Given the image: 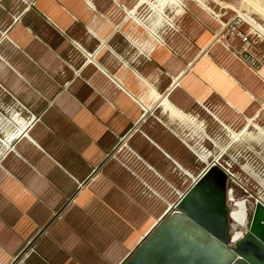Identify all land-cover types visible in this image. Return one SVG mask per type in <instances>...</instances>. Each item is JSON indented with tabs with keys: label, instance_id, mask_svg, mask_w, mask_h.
I'll list each match as a JSON object with an SVG mask.
<instances>
[{
	"label": "rangeland",
	"instance_id": "rangeland-1",
	"mask_svg": "<svg viewBox=\"0 0 264 264\" xmlns=\"http://www.w3.org/2000/svg\"><path fill=\"white\" fill-rule=\"evenodd\" d=\"M108 1L88 0L98 6L113 4L115 20L124 21L118 29L124 40H118L119 47L123 42L128 46L118 54L124 53L130 71L141 70V87L148 92L156 83L162 92L156 91L150 109L129 127L127 138L121 141L123 135H115L109 143L101 136L87 158L89 149H81L74 136L40 135L47 149L39 158H23L14 149L16 139L6 148L2 144L0 167L8 150L18 161L16 173L0 180V196L14 205L5 206L13 216L2 225L4 231L30 236L16 264H118L153 225L176 209L182 194L208 167L224 175L232 200L247 198L249 219L243 231L255 199L264 203V92L238 112L213 95L196 102L180 85L185 72L195 75L192 69L209 57L257 79L264 66V36L250 21L264 29V0ZM167 55L174 58L171 71ZM171 82L178 89L172 94ZM152 98L147 93V99ZM9 101L13 107L6 106ZM25 101V93H10L0 80L2 123L15 118L17 126L36 121L40 108H28ZM166 102L179 114H172ZM6 136L0 131V140ZM17 214L29 217L24 222ZM1 255L0 262H9Z\"/></svg>",
	"mask_w": 264,
	"mask_h": 264
},
{
	"label": "crops",
	"instance_id": "crops-1",
	"mask_svg": "<svg viewBox=\"0 0 264 264\" xmlns=\"http://www.w3.org/2000/svg\"><path fill=\"white\" fill-rule=\"evenodd\" d=\"M98 4H89L88 0H0V80L5 82L10 93H25L28 108H40L36 112L38 118L30 123L26 120L17 126L15 117L14 122L0 121L5 127L0 131L7 135L0 140V147L10 135H14L8 139V144L16 139L14 149L21 152L23 158L32 154L39 158L47 149L41 144L43 136L40 135L74 136L81 143V149L90 150L85 153L87 158L101 136L109 143L114 141L115 135H123L121 141L127 138L129 127L144 118L150 109V101L161 94L156 83L148 92L145 86L141 87V70L137 73L129 70L124 53L121 56L117 51L128 48L127 43L123 42L119 47L118 42L124 41L118 37V29L124 26V21L115 20L112 3ZM256 25L264 33V29ZM154 52L161 65L159 52ZM165 57L171 71L174 58ZM192 70L195 75L185 72V80L180 85L196 98V102L213 95L241 112L253 103L255 96L264 92V66L254 80L243 76L238 68H227L211 57L202 59L195 71ZM172 82L168 89L171 94L177 89ZM35 93L39 94L38 99H35ZM147 93L153 98L147 99ZM6 106L13 107V104L9 101ZM165 107L178 115L179 111L168 102ZM141 109L145 110L142 114ZM251 120L248 118L247 121ZM8 146L6 144L5 148ZM60 147L58 145V150ZM12 154L8 150L3 156L5 161L0 167V180L16 173L13 167L18 161ZM11 205L1 194L0 254L2 259H10L5 264L17 263L30 237L24 231H4L3 221L13 216L6 208ZM17 215L22 216L24 222L29 217L28 214Z\"/></svg>",
	"mask_w": 264,
	"mask_h": 264
},
{
	"label": "water",
	"instance_id": "water-1",
	"mask_svg": "<svg viewBox=\"0 0 264 264\" xmlns=\"http://www.w3.org/2000/svg\"><path fill=\"white\" fill-rule=\"evenodd\" d=\"M206 172L222 192L209 190ZM224 179L210 167L201 172L176 202L182 207L154 225L118 264H264V203L255 199L244 237L231 245Z\"/></svg>",
	"mask_w": 264,
	"mask_h": 264
},
{
	"label": "bare ground",
	"instance_id": "bare-ground-1",
	"mask_svg": "<svg viewBox=\"0 0 264 264\" xmlns=\"http://www.w3.org/2000/svg\"><path fill=\"white\" fill-rule=\"evenodd\" d=\"M251 22V23H250ZM249 23L251 24V26L255 29V30H257L259 33H261L263 36H264V33H263V31L261 30V28L259 27V26H257L255 23H253L252 21H250ZM167 108V107H166ZM171 109V108H170ZM145 111V110H144ZM172 112V111H171ZM177 114H179V113H177ZM14 135H10V137L8 138V139H11L12 137H13ZM8 139L7 140H5V146H6V144L8 145ZM204 177H205V182L207 181V184H209V190H211V191H213V192H215V190L216 189H218V190H220L221 192H222V188H221V185L220 184H218L215 180H214V175L213 174H211V172H206V174L204 175ZM206 184V183H205ZM232 191H228V199H227V201H229V200H232ZM182 197V196H181ZM180 197V198H181ZM243 199H246L247 200V198H243ZM229 202H232V201H229ZM233 203H235V201H233ZM245 203V202H244ZM244 203H243V205H242V209H241V207H240V209H241V212H243V213H238V211H237V213H233V212H235V210H230L229 209V207H228V204H227V212H229V211H231V213H230V215H229V219L230 220H233V219H235V217H234V215H236L237 214V217H239L240 215L241 216H243V220L244 219H246V214H245V210H244V208H243V206H244ZM178 207H182V204L181 203H178V205H176V209H178ZM162 219V218H161ZM155 224V223H154ZM245 225V222L243 223V225H241V226H244ZM154 226V225H153ZM152 229V228H151ZM150 229V230H151ZM149 230V231H150ZM148 231V232H149ZM228 232H229V225H228ZM241 234V233H240ZM244 235H245V231H244V233L242 234V236L240 237V238H236V239H232V238H230L229 239V233H228V236H227V240H228V243H230L231 245H235L236 244V242L237 241H239L240 239H242L243 237H244Z\"/></svg>",
	"mask_w": 264,
	"mask_h": 264
},
{
	"label": "flooded vegetation",
	"instance_id": "flooded-vegetation-1",
	"mask_svg": "<svg viewBox=\"0 0 264 264\" xmlns=\"http://www.w3.org/2000/svg\"><path fill=\"white\" fill-rule=\"evenodd\" d=\"M243 199V198H242ZM242 199H234V200H229V201H232V206L229 207L230 210H235V212L233 213H243L241 212V209H242V205L244 203V210H245V214H246V219H242L243 216H239L237 217V214L234 215L235 219L231 220L232 221V224L229 225V228H230V232H229V239L232 238V239H236V238H240L242 236V234L244 233V231L242 230L243 226V223L245 222V224L247 223L248 219H249V208H248V200L247 201H240ZM233 201H235V203H233ZM241 207V209H240ZM241 233V234H240Z\"/></svg>",
	"mask_w": 264,
	"mask_h": 264
},
{
	"label": "built area",
	"instance_id": "built-area-1",
	"mask_svg": "<svg viewBox=\"0 0 264 264\" xmlns=\"http://www.w3.org/2000/svg\"><path fill=\"white\" fill-rule=\"evenodd\" d=\"M232 30H236V27L234 25H232L231 27ZM239 35L242 37L243 40H247V37L246 36H242L241 33H239Z\"/></svg>",
	"mask_w": 264,
	"mask_h": 264
}]
</instances>
